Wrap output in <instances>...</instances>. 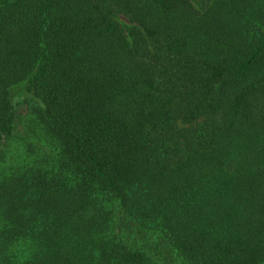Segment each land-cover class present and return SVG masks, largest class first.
Returning <instances> with one entry per match:
<instances>
[{
	"label": "trees",
	"instance_id": "16d2710c",
	"mask_svg": "<svg viewBox=\"0 0 264 264\" xmlns=\"http://www.w3.org/2000/svg\"><path fill=\"white\" fill-rule=\"evenodd\" d=\"M0 264H264V0H0Z\"/></svg>",
	"mask_w": 264,
	"mask_h": 264
},
{
	"label": "rangeland",
	"instance_id": "374dc122",
	"mask_svg": "<svg viewBox=\"0 0 264 264\" xmlns=\"http://www.w3.org/2000/svg\"><path fill=\"white\" fill-rule=\"evenodd\" d=\"M122 21L124 22V23H126L127 21L126 20H124V19H122ZM29 110L30 109H28V107L27 106H25V108L22 110V116H23V119H25V117L29 114ZM15 142H17V146H19V142L18 141H14V144H15Z\"/></svg>",
	"mask_w": 264,
	"mask_h": 264
}]
</instances>
